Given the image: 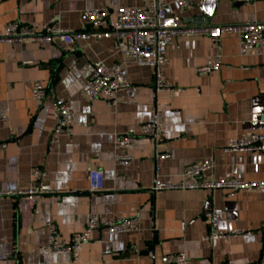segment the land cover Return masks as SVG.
Masks as SVG:
<instances>
[{"label": "crops", "instance_id": "obj_1", "mask_svg": "<svg viewBox=\"0 0 264 264\" xmlns=\"http://www.w3.org/2000/svg\"><path fill=\"white\" fill-rule=\"evenodd\" d=\"M152 0H0V31L19 22L36 31L54 16L57 26L92 32L84 12L102 9L116 19L120 8H147ZM185 24L224 26L264 23V0H192ZM168 14H179L166 0ZM73 49V48H72ZM62 43L25 41L0 44V264H163L168 254L185 253L189 264H252L264 256V193L244 190H171L154 193L157 177L178 185L185 169L210 161L216 179L264 182L263 152H225L229 140L264 135V46L240 54L236 35L218 45L207 37H181L168 48L163 69L167 84L183 89L174 96L156 88L155 69L126 64L130 87L117 105L91 100L87 84L94 63L124 64L111 38L78 39L74 50ZM219 57L221 69L197 75L196 68ZM40 82L48 91L32 98ZM62 97L74 121L51 150L54 99ZM157 107L169 136L159 143L139 141L117 149L116 134L138 135ZM134 161L120 165L117 156ZM157 154L168 158L156 162ZM40 168L49 194L28 199L20 190L37 184ZM102 172L104 188L91 192L89 174ZM210 175V174H208ZM217 211L220 229L251 235L230 241H204L208 216ZM92 215L101 221L138 216L139 232L114 235L96 230L78 261L47 248V223L56 224L62 241L83 232ZM154 252L150 259L149 252Z\"/></svg>", "mask_w": 264, "mask_h": 264}, {"label": "built area", "instance_id": "obj_2", "mask_svg": "<svg viewBox=\"0 0 264 264\" xmlns=\"http://www.w3.org/2000/svg\"><path fill=\"white\" fill-rule=\"evenodd\" d=\"M256 2L259 0H249ZM179 14H168L166 0H152L147 8H120L116 12V19L107 10H86L84 16L92 28V32H76L62 29L57 26L58 16L51 18L41 31H36L19 22L7 24L0 31L1 43H22L31 41L43 45H55L62 43L74 50L78 39L111 38L114 40L116 51L126 56L124 64L106 65L98 60L94 63L93 75L87 84V95L91 100L104 99L107 106L114 108L117 105V95L121 90L130 87L126 64L138 66H150L155 69L156 88L160 91H168L174 96L184 92L183 89L167 84L163 78V69L169 64L168 48L181 37L202 36L207 37L212 43L218 45L224 34L236 35L239 40L240 54L245 55L252 49L264 46V23L255 22L250 24L210 26L185 24L182 17L186 11L192 8V0H175ZM219 57L208 62L206 65L196 68L197 75H206L218 72L221 69ZM48 96L47 89L40 83L35 82L32 88L34 100H44ZM55 126L49 140L51 150L60 142L61 137L67 132L74 121V113L70 110L67 101L62 97L54 99ZM169 136V130L163 120V114L154 107L150 120L143 124L138 135L116 134L115 146L117 149L130 150L139 141H154L156 144ZM5 143L0 148H6ZM225 152H263L264 135L255 134L244 138L229 140ZM168 158V154H157L156 162ZM120 165L128 166L134 161L131 153L117 156ZM214 163L204 161L189 165L183 173V182L175 185L162 181L157 177L152 188L154 193L171 190H228L235 193L240 190L248 192L264 193V182H246L239 179H216L212 172ZM210 174V175H208ZM44 172L37 168L33 177L38 182L18 195L28 199H38L47 194L42 177ZM104 176L102 172L92 171L89 174L91 192H99L104 188ZM210 231L204 236V241L216 242L219 240L230 241L251 235L245 230L220 229L217 221V211L208 216ZM141 219L138 216L129 218H115L101 221L97 215H92L87 227L83 232L72 236L69 243H64L61 234L53 222L47 223V248L52 254H70L75 261L79 260L81 250L85 244L92 241L93 232L107 230L110 234L119 235L130 232H139ZM150 259H154V252H149ZM7 256H0V261L6 260ZM163 264H189V258L185 253L168 254L162 258ZM252 264H264V256Z\"/></svg>", "mask_w": 264, "mask_h": 264}]
</instances>
